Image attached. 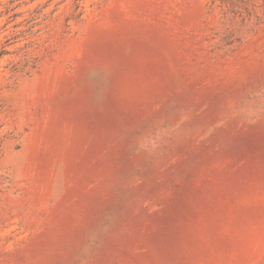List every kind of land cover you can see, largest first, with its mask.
Segmentation results:
<instances>
[{
  "label": "rangeland",
  "instance_id": "rangeland-1",
  "mask_svg": "<svg viewBox=\"0 0 264 264\" xmlns=\"http://www.w3.org/2000/svg\"><path fill=\"white\" fill-rule=\"evenodd\" d=\"M0 264H264V0H0Z\"/></svg>",
  "mask_w": 264,
  "mask_h": 264
}]
</instances>
